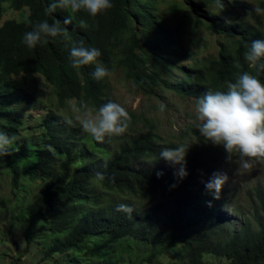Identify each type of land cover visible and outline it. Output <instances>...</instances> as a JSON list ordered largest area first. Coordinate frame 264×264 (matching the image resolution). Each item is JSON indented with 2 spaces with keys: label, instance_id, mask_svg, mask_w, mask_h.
Segmentation results:
<instances>
[{
  "label": "trees",
  "instance_id": "trees-1",
  "mask_svg": "<svg viewBox=\"0 0 264 264\" xmlns=\"http://www.w3.org/2000/svg\"><path fill=\"white\" fill-rule=\"evenodd\" d=\"M6 2L16 11L27 8V20L2 24ZM48 2L0 0V128L15 137L16 149L1 162L10 171L14 190L23 174L32 179L51 174L37 200L24 210L27 235L40 225L49 228L55 238L49 258L81 254L89 242L98 240L153 247L157 251L149 262L170 254L171 264H207L205 256L226 264H264V182L249 196L253 205L247 202L246 210L239 208L229 179L232 163L222 146L206 142L197 128L185 141H164L146 120L145 127L136 130L137 116L129 113L132 125L124 135L104 142L93 139L87 148L91 136L59 112L70 101H83L93 111L109 99L117 102L107 92L109 76L96 81L90 76L94 65L70 66L68 50L77 41L99 48V60L110 74L123 70L134 88L147 96L162 88L196 102L208 88L220 89L243 71L255 73L244 53L252 40L264 39V15L254 12L255 7L264 8V0H256V6L222 0V8L215 0H113V7L96 17L70 9L46 15ZM66 17L71 23L62 24L64 38L32 49L21 43L22 34L35 23H62ZM176 20L181 24L174 31L171 22ZM193 20L197 29L223 38L215 56L195 58L175 39L181 25ZM36 76L54 89L58 108L30 128L33 95L15 78ZM259 78L264 81V72ZM22 140L23 146L16 147ZM181 143L189 146L188 175L183 179L174 175L179 166L159 159L162 148ZM20 162L27 163L21 168ZM215 173L228 175L219 199L204 184ZM122 202L134 208L132 215L116 211ZM224 209L229 218L222 214ZM68 264L82 263L76 257Z\"/></svg>",
  "mask_w": 264,
  "mask_h": 264
},
{
  "label": "rangeland",
  "instance_id": "rangeland-1",
  "mask_svg": "<svg viewBox=\"0 0 264 264\" xmlns=\"http://www.w3.org/2000/svg\"><path fill=\"white\" fill-rule=\"evenodd\" d=\"M245 1L256 6V0ZM10 6V2H6L3 6L6 12L2 18V24L8 21L27 20L29 16L27 8L16 11ZM171 23L174 31L181 24L179 20ZM181 26V29L175 34V39L180 41L186 50L191 51L195 58L216 55L218 41L223 38L213 35L203 27L197 29L194 20L188 26L185 24ZM183 64H188V62L185 61ZM125 77L126 75L121 69L111 73L108 78L107 92L129 113L137 116V125L134 126L136 130L144 128L146 120L164 141H179L183 138L185 141L191 137V130L197 128L196 125L199 123L195 118L196 102L193 98L181 97L162 88L154 96H147L137 91ZM15 80L20 81L21 85H24L33 95V104L28 108L27 117H31L28 126L30 128L38 126L45 116L58 108L54 89L40 76L29 80L19 77ZM161 104L165 106L163 111L160 110ZM78 107L77 101H70L59 112L66 121H74L75 117L80 115L77 112ZM92 112L95 111L92 110ZM131 132L132 130H129L128 134ZM33 133H35V129L30 132V134ZM91 140H93L92 137L85 142V147L91 148ZM23 143V140L19 141L16 147L23 146ZM26 163L20 162L21 168ZM229 174L231 183L236 187L237 200L235 204L246 210L247 202L253 205L249 196L255 192V186L259 182H264V163L253 165L251 170L242 174L236 173V165L232 163ZM50 177L51 174L44 173L40 178L32 179L23 174L20 177L19 189L14 190L11 185L10 171L0 160V264H68L72 258L76 257L82 264H171L173 262V256L170 254L160 255L149 262L148 259L157 250L133 241L116 243L94 240L87 244L81 254L47 257V251L55 244V238L49 228L44 225L34 228L27 235V220L24 210L37 200L41 186ZM221 212L225 217H230L227 210L224 209ZM205 261L207 264H226L225 260L210 256H205Z\"/></svg>",
  "mask_w": 264,
  "mask_h": 264
},
{
  "label": "clouds",
  "instance_id": "clouds-1",
  "mask_svg": "<svg viewBox=\"0 0 264 264\" xmlns=\"http://www.w3.org/2000/svg\"><path fill=\"white\" fill-rule=\"evenodd\" d=\"M215 2L220 8L223 7L222 0ZM112 7L113 0H49L45 14L58 9H70L72 13L83 11L91 17H96ZM254 12L257 15H264V8L255 7ZM69 23L70 17H66L62 23L42 20L22 34L21 43L32 49L43 45L49 39L64 38L66 29L62 24ZM101 55L99 48L85 46L82 41H77L68 50L70 66L77 69L81 66L94 65L90 76L96 81H103L110 76L109 68L99 60ZM244 59L255 69V73L243 71L233 80L226 81L220 89L208 88L195 103V118L199 121L196 127L200 136L206 142L222 146L227 154L226 159L234 163L236 173L241 174L251 170L257 163H264V81L259 78L260 73L264 72V39L252 40L244 53ZM164 107L161 104L160 110L163 111ZM77 112L80 115L69 123L78 124L97 142L124 135L131 121L126 108L111 99L101 104L94 113L82 101ZM14 143L15 137L0 128V160L16 151ZM188 149V145L181 143L174 148H162L159 153V159L179 166L174 175L180 179L188 175L185 160ZM227 180L226 173H215L204 182L205 188L214 198L219 199ZM116 211L132 215L134 208L122 202L116 205Z\"/></svg>",
  "mask_w": 264,
  "mask_h": 264
}]
</instances>
